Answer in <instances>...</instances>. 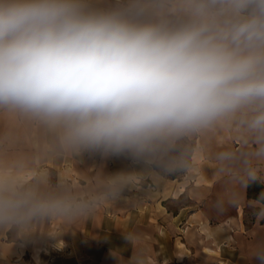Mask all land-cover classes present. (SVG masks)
Instances as JSON below:
<instances>
[{
    "label": "clouds",
    "instance_id": "clouds-1",
    "mask_svg": "<svg viewBox=\"0 0 264 264\" xmlns=\"http://www.w3.org/2000/svg\"><path fill=\"white\" fill-rule=\"evenodd\" d=\"M167 3L0 0V110L44 125L68 151L165 170L182 138L242 111L264 134V0ZM93 210L0 171V225Z\"/></svg>",
    "mask_w": 264,
    "mask_h": 264
},
{
    "label": "crops",
    "instance_id": "crops-1",
    "mask_svg": "<svg viewBox=\"0 0 264 264\" xmlns=\"http://www.w3.org/2000/svg\"><path fill=\"white\" fill-rule=\"evenodd\" d=\"M118 2L126 0H93L99 7ZM174 3L168 0L167 7ZM251 115L245 110L182 138L172 155L174 166L181 159L185 165L173 178L167 174L173 170L127 154L68 151L39 122L0 111V135L16 134L12 145L22 152L13 165L24 172L14 175L42 194L68 193L94 207L72 223L44 218L26 228L0 225V245L5 244L17 262L18 252H27L37 264L32 246L38 239L39 257L46 264L185 262L196 253L202 261L213 256L223 264L259 262L264 203L247 197V181L250 172L264 181V134L248 127ZM186 138L191 145L183 154L179 149ZM11 229L17 230L15 241L8 237ZM207 245L218 254H208ZM86 246L100 247V256L93 258V249ZM3 258L0 255V263Z\"/></svg>",
    "mask_w": 264,
    "mask_h": 264
},
{
    "label": "rangeland",
    "instance_id": "rangeland-1",
    "mask_svg": "<svg viewBox=\"0 0 264 264\" xmlns=\"http://www.w3.org/2000/svg\"><path fill=\"white\" fill-rule=\"evenodd\" d=\"M0 111H3V110H0ZM14 135H16V134H11L10 132H3L0 135V171H8V172H11L13 175L16 173L24 172V169H22V167H17L15 165H13V161H16L17 158L22 159L21 158L22 157L21 150L18 153L16 151H14V147L12 145V142L14 140L13 139ZM181 143H182V147L180 146L179 150H180V152H182L184 154L185 150L190 148L191 142H190V140H188L186 138ZM180 161H181L180 165H178V166L173 165V167L171 168V170H173V172L167 173L168 175L176 174V176H179L180 172H182V170L184 169V165H185V163H184L185 161L183 159H181ZM252 212H253L252 209H250V211H248V213H247L248 217L252 216ZM3 232H4V229L1 228L0 234L4 235ZM16 234H17V230L11 229L9 232V235H8L9 239L15 241L16 240ZM32 243H33V241H32ZM41 244H42V239H38L37 241L34 242V245L32 246L33 256L38 263L46 264V262L41 261L40 257H39V252H40V250H42ZM85 249H88V251L90 249H93L92 250L93 258H95V256L98 257L101 254V248L100 247H98L96 249L94 247L86 246ZM205 251L210 255H217L218 254V251H216L213 246L207 245L205 247ZM0 255L5 257V258H3L5 260H3L0 264H37L36 262L31 260V257L29 254H27V252L24 255H21V253L18 252L17 255H18V257L21 258V260H20L21 262H17L18 258L17 257L16 258L11 257V252L6 249L5 244L0 245ZM51 258H50V260H51ZM194 258H195L194 260H189V261H185V262H175V261L174 262H164V263H162V262H160V263L149 262L148 264H220V263H218L217 259H214L215 257H213V256H211V258L208 260L202 261L201 259H204V257L201 254L196 253ZM88 259H90V258H86V260H88ZM82 264H96V263L95 262L91 263L90 260H88V261H83ZM115 264H146V263H144V262H141V263H119V262H117ZM235 264H242V263H235ZM254 264H259V262H255Z\"/></svg>",
    "mask_w": 264,
    "mask_h": 264
},
{
    "label": "trees",
    "instance_id": "trees-1",
    "mask_svg": "<svg viewBox=\"0 0 264 264\" xmlns=\"http://www.w3.org/2000/svg\"><path fill=\"white\" fill-rule=\"evenodd\" d=\"M175 178L176 174L169 175ZM247 197L264 203V181L259 178L247 181Z\"/></svg>",
    "mask_w": 264,
    "mask_h": 264
},
{
    "label": "bare ground",
    "instance_id": "bare-ground-1",
    "mask_svg": "<svg viewBox=\"0 0 264 264\" xmlns=\"http://www.w3.org/2000/svg\"><path fill=\"white\" fill-rule=\"evenodd\" d=\"M217 245V244H216ZM219 246V245H218ZM214 249L216 250V251H218V249L216 248V247H214ZM218 263H220V264H223V262H221V261H218Z\"/></svg>",
    "mask_w": 264,
    "mask_h": 264
}]
</instances>
